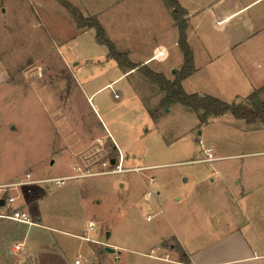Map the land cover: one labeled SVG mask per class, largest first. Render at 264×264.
Wrapping results in <instances>:
<instances>
[{
  "label": "crops",
  "instance_id": "crops-1",
  "mask_svg": "<svg viewBox=\"0 0 264 264\" xmlns=\"http://www.w3.org/2000/svg\"><path fill=\"white\" fill-rule=\"evenodd\" d=\"M5 1L0 0L2 33H11L17 25L25 24V21L22 23L16 20L18 14H24L30 28L50 29L47 17L33 4L34 0H15L8 15L14 17V24L9 25L5 19ZM177 2L186 12V37L193 54L194 69L181 81L186 93L206 94L228 103L245 102L253 90L264 86V0H245L243 3L240 0H215L206 5L205 0ZM107 3V8L95 11L93 15L99 17L100 24L117 49L127 52L133 63L146 65L152 71L172 80L175 70L180 69L183 64V54L178 45V29L165 2L107 0ZM226 3L231 6L226 8ZM16 10L20 12L16 13ZM66 15L73 22L75 33L79 37L90 33L96 43L93 28L78 27L68 11ZM82 15L89 17L86 12ZM206 15L211 17L213 28L219 29L221 35L210 36L204 30ZM73 37H69V40L73 41ZM98 46V49L95 48L94 58L83 59L86 61L84 64L92 61L98 66L96 73H78L76 70L79 66L75 73L101 127L93 133L73 135L68 140L64 131L61 135L56 132L50 140L51 149L47 154L37 158L27 156L21 166L9 160L7 148L0 149V184L24 178L26 173H30L32 180H37L13 191L16 195L14 205L26 211L34 223L18 224L0 219V264H67L62 250L65 235L104 246L99 253L109 255L106 256L108 264H264V126L259 122L248 124L244 119L235 118L230 112L210 115L202 125L228 126L230 132L243 135L244 139L241 141L249 149L236 155L246 157L237 160L232 166L226 163L221 165L222 160L233 156L226 154L231 149L229 144L238 148L234 140L222 142L220 138H213L204 142L199 138L197 142L200 156L180 162L205 164L212 169L204 172L205 167L199 168L200 173L191 178V189L183 190L184 195L180 193L174 196V204L169 206L166 201L161 202L160 184L154 190L149 188L155 184V177L144 173L143 175H147L146 181L143 176L147 190L142 207H146L145 219L150 223L145 227L143 235L129 237L124 234L113 241L97 239L94 234L100 229L95 230L96 224L92 219H88L85 227L80 229L78 222L61 216L65 214L64 204L73 200V189L68 190L65 196L47 198V189L50 187L44 186L43 184H47L41 181L46 178L64 177L61 184L51 183L60 186L69 180H83L125 171L147 172L160 166L152 162L145 163L147 153L139 147L140 140L153 129L163 137L159 122L176 109L174 104L179 103L170 104L158 119L153 120L143 100L150 90L160 100L162 93L158 92V87L136 68L120 69L116 60L109 56L107 47L101 44ZM7 57V51L0 48V100H6L10 94L18 95L26 89L27 71L15 76L13 68L18 65L7 61ZM75 63L78 64V61ZM72 65V62L68 63L70 67ZM17 77H22V81L17 80ZM97 83L100 84L96 85ZM106 89L110 91L112 103L117 100L123 104L131 103L128 108L130 115L137 112L141 119L147 116L153 122V128L140 129L135 125L136 119L124 118L128 113L114 110L111 103L108 106L102 105L100 100L95 103L98 93ZM179 111L194 113L183 106ZM144 121L145 119L142 123ZM15 129V124L9 123V130ZM96 138L102 142L104 139L110 141L118 154L115 164H120L125 170L104 173L103 164H94V161L88 159L90 151L87 145ZM54 147L56 148L53 150ZM206 147L213 150L215 159L212 161L203 160V150ZM57 155L62 171L53 176H44L46 172L43 173L41 167L53 166ZM127 163L129 165L124 166ZM84 166H88L95 174L80 176L81 170L78 168L82 169ZM139 167L142 169L136 170ZM187 181L188 178H183L184 183ZM38 184L41 185L40 188ZM124 186V182L118 181L119 189ZM151 200L153 202L150 204ZM128 205V201L121 200L117 208L123 210ZM51 207V211L56 214L49 213ZM90 221L93 223L91 227ZM35 228L44 231L38 233L37 239L29 237ZM110 233L107 232L106 235L109 236ZM18 243L21 247L15 250L14 246ZM107 247L112 250H107ZM73 264H83L79 255L73 260ZM98 264L102 262L99 261Z\"/></svg>",
  "mask_w": 264,
  "mask_h": 264
},
{
  "label": "rangeland",
  "instance_id": "rangeland-1",
  "mask_svg": "<svg viewBox=\"0 0 264 264\" xmlns=\"http://www.w3.org/2000/svg\"><path fill=\"white\" fill-rule=\"evenodd\" d=\"M66 1L76 6L82 14L86 12V15L94 17L98 21L99 17L93 15L94 12L102 11L108 6L107 0ZM214 1L205 0V5ZM240 1L243 3L245 0ZM5 2L4 6L7 7L5 19L9 25H13L14 17L8 15L15 0H6ZM33 4L38 6L39 11L47 17L50 29L30 28L24 14H18L16 20L22 23L25 21V24L17 25V28L15 27L16 29H13L11 33L0 31V48L4 52L7 51V61L15 62L18 65L13 68L15 76L27 71L25 72V76H27L26 89L18 95L10 94L6 100H0V149L7 148L9 160L20 166L24 165L23 162L27 156L31 155L33 158H37L47 154L51 149L50 140L56 135V132L61 135V132L64 131L65 138L68 140L73 135L93 133L101 127L92 104L87 99L84 90L80 88L75 73L78 66L79 69L76 70L78 73L86 72V74L93 75L96 73L98 66L94 65L92 61L84 64L86 61L83 59L85 60V57L87 59L94 58L99 43H95L90 33H85L81 37L75 33L74 24L66 15L68 10L59 0H34ZM225 6L228 8L231 5L226 3ZM19 12L16 10V13ZM210 18L209 15H206L205 25L203 24L204 30L210 36L221 35L219 29L213 28ZM72 35L74 36L73 41H70L69 37ZM95 48L97 49L95 50ZM75 61H78V64ZM69 62H72V67L68 66ZM17 80L22 81V77H17ZM145 95L148 105L151 108H158V114L162 115L166 108L163 109L160 106L161 99L155 98V94L151 90ZM259 97L264 101V90ZM96 100H100L102 105L108 106L111 103L114 110L126 111L128 116L124 115V118L136 119L137 121H133L140 129L150 130L153 128V122L147 116L142 123L144 119H141L137 112L130 115L131 112L128 108L131 103L123 104L120 100L112 103L108 89L99 92L94 99L95 103H97ZM174 105L176 109L166 114L159 122V129L169 142H165L162 135H158L153 129L140 140L139 144V147L147 153L145 163L152 162L160 164V166L148 169L147 172L144 170L141 172L125 171L83 180H69L60 186L51 183L43 184L50 187L47 189V198L65 196L68 194V190L73 189V200L64 204L65 214H61V216L78 222L80 229L85 227L88 219H92L96 224L95 230L100 229L94 234V237L103 241H113L114 238L124 234L129 237H137L143 235L145 227L150 223L145 219L146 207H142L147 190L143 176L145 181L147 175L155 177V184L149 188L154 190L160 184L161 202L166 201V205L169 206L174 204V196H178L180 193L184 195L183 190L191 189V178L200 173L199 168L205 167L204 172L212 169L205 164L180 162L200 156V146L197 142L199 138L204 142H209L213 138H220L222 142L228 139L234 140V144L238 148L229 144L231 149H228L226 154L233 156L222 160L221 165L232 166L237 160L246 157L236 155L249 149L242 143L243 135L230 132L228 126L223 127V125L217 124L203 126L194 113L181 112L179 110L182 106ZM124 107L126 109L123 110ZM127 121L132 122V120ZM9 123H14L16 129L9 130ZM164 133L166 134L164 135ZM248 146L252 145L248 144ZM87 147L90 151L88 159L94 161V164H103L107 161L110 163L111 159H114V163H110L111 166H103L107 171L114 168L118 154L110 141L104 139L102 142L96 138ZM128 165V163L124 164V166ZM62 169L58 155L53 166L41 167L42 172H46L44 176L59 174ZM144 173L149 174L143 175ZM183 178H188V181L184 183ZM118 181L125 183L124 188L119 189ZM37 186L41 187L39 184ZM121 200L128 201L129 205L123 210H118L117 205ZM152 202L151 200L150 204ZM48 205L50 206L49 203ZM51 209L52 207L49 209V213L56 214ZM107 232H111L109 236L106 235ZM38 233H44L43 229H33L29 237L37 239ZM63 238V257L67 264H73V260L78 255L83 264H98L99 261L102 264L109 263V259L106 258L109 255L105 253L100 255L99 253L104 246L80 241L70 235H65Z\"/></svg>",
  "mask_w": 264,
  "mask_h": 264
},
{
  "label": "trees",
  "instance_id": "trees-1",
  "mask_svg": "<svg viewBox=\"0 0 264 264\" xmlns=\"http://www.w3.org/2000/svg\"><path fill=\"white\" fill-rule=\"evenodd\" d=\"M66 7L74 18L78 27H93L95 29V39L99 44L107 47L109 56L116 60L120 69L136 68L141 75L146 77L149 82L158 87V92L162 93L160 106L164 109L172 103L181 104L186 110L196 113L201 123L206 122L210 115H221L230 112L235 118L244 119L248 124L261 123L264 126V101L259 97L264 90V86L253 90L246 98L245 102L228 103L216 97L206 94L186 93L181 85L183 78L190 75L193 71V54L187 42L186 12L177 0H163L169 9L170 15L178 29V45L183 54V64L180 69L175 70L172 80L163 74L152 71L146 65H137L130 61L128 53L120 51L114 42L107 36L100 22L94 17H84L81 12L66 0H59ZM144 106L153 120L158 119V108H151L144 99ZM159 106V108H160Z\"/></svg>",
  "mask_w": 264,
  "mask_h": 264
},
{
  "label": "built area",
  "instance_id": "built-area-1",
  "mask_svg": "<svg viewBox=\"0 0 264 264\" xmlns=\"http://www.w3.org/2000/svg\"><path fill=\"white\" fill-rule=\"evenodd\" d=\"M199 143H201V140H199ZM205 158L203 160L205 161H212L215 159L213 150L211 147H206L204 150ZM111 163V162H110ZM109 161L103 162V165L105 167L111 166ZM107 165V166H106ZM81 170L80 176H89L94 175L88 166H84ZM142 167L136 168V170H141ZM125 170L124 167H121L120 164H116L115 167L111 171L104 170L105 172H117V171H123ZM65 180L64 177L62 178H46L41 180L42 182L48 184V183H54V184H61ZM37 180H32L30 178V173H26L24 178H18L13 179L9 182L1 183L0 184V199H3V204H0V219H8L11 221H14L18 224H27L30 225L33 222L29 214L24 211L23 209L17 207L14 205V201L16 199V195L13 194L14 190H17L21 186L28 185L32 182H35ZM89 226H93L92 221L89 222ZM21 245L18 243L14 246L15 250L20 249Z\"/></svg>",
  "mask_w": 264,
  "mask_h": 264
},
{
  "label": "water",
  "instance_id": "water-1",
  "mask_svg": "<svg viewBox=\"0 0 264 264\" xmlns=\"http://www.w3.org/2000/svg\"><path fill=\"white\" fill-rule=\"evenodd\" d=\"M111 163H114V159H111ZM0 204H3V199H0ZM107 250H112V249H110V248H106Z\"/></svg>",
  "mask_w": 264,
  "mask_h": 264
}]
</instances>
